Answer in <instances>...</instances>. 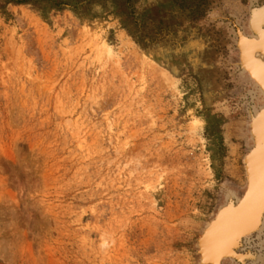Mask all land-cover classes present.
I'll list each match as a JSON object with an SVG mask.
<instances>
[{
  "label": "rangeland",
  "instance_id": "374dc122",
  "mask_svg": "<svg viewBox=\"0 0 264 264\" xmlns=\"http://www.w3.org/2000/svg\"><path fill=\"white\" fill-rule=\"evenodd\" d=\"M38 1L0 8V264H202L257 148L264 0ZM236 254L264 264V225Z\"/></svg>",
  "mask_w": 264,
  "mask_h": 264
},
{
  "label": "water",
  "instance_id": "95a60500",
  "mask_svg": "<svg viewBox=\"0 0 264 264\" xmlns=\"http://www.w3.org/2000/svg\"><path fill=\"white\" fill-rule=\"evenodd\" d=\"M257 44V43H256ZM255 43L251 45L250 49L243 48V60L246 63L245 53L247 56H249V52L251 50L263 52L264 48L256 46ZM249 58V57H248ZM247 65V70L251 74V76L256 80V82L264 89V76L259 77L257 76L252 70H250L249 65ZM262 113L264 114V110H262L259 113V116L255 119V123L253 126V134L255 137L256 142L260 141L262 138L260 136L259 131V124L261 122V116ZM262 150L256 151L249 156L247 159V178H248V186L247 190L243 196V198L240 200V202L236 205V207L230 212V213H220L216 219L213 221L211 226L207 228V230L204 232L203 236L201 237L199 241V256L202 264H221V262L225 258H236V249L239 247L241 241L245 239L247 236H251L255 234L257 231H259V228L261 227V219L264 215V190L262 191L260 183L262 180V177L260 176L259 169L256 168V160L261 155ZM256 207L259 209V218L257 220V223H255L252 227H247L243 229L240 233H235V236L232 238V234H230L229 237H226L225 240H223L222 236L220 235V231L224 223L226 221H230L231 219H239L241 216V213L244 210H249L251 207ZM231 213H233L231 215ZM231 215V217H229ZM229 219V220H228ZM220 230V231H219ZM235 241V245L232 246L230 250H225L221 248L214 247L213 241L220 242V246H223L225 244V241L229 240V243H232L233 240ZM209 252L214 253L213 255L209 254Z\"/></svg>",
  "mask_w": 264,
  "mask_h": 264
},
{
  "label": "bare ground",
  "instance_id": "6f19581e",
  "mask_svg": "<svg viewBox=\"0 0 264 264\" xmlns=\"http://www.w3.org/2000/svg\"><path fill=\"white\" fill-rule=\"evenodd\" d=\"M263 16L264 15H261V16H257L256 17V20H255V28L256 29H260V26L262 24V21H263ZM260 31V37H261V42H246V46L245 48L247 47V49H250L251 45H253V43L256 44V46L258 47H262L264 48V32H262L261 30H258ZM245 42V40H244ZM249 56H247V54L245 53V58H246V64L249 65V68L250 70H252L257 76L259 77H262L264 76V57L263 56H260L258 54H256L253 58L250 56V54H248ZM249 57V58H248ZM256 57V58H255ZM258 59V60H257ZM247 68V66H246ZM263 75V76H262ZM249 76V75H248ZM254 81V80H253ZM261 90H262V93L264 94V89L261 87ZM264 110V108H262L261 110L259 111H256V114L254 116V120H253V126H254V123H255V119L257 118V116H259V113ZM259 131H260V136L262 137L260 139V141H257V148H256V151H260L262 150V153L261 155H259V157L257 158L256 160V168L259 169L258 171L260 172V176L262 177V180H261V183H260V186H261V189L262 191L264 190V114L262 113V116H261V122L259 124ZM232 194V193H231ZM236 196V195H235ZM227 197V196H226ZM233 198V196H230L229 198ZM236 198V197H235ZM228 200V199H227ZM240 202V201H239ZM238 202V203H239ZM237 203V204H238ZM229 207V206H228ZM236 207V205H234V207L230 208L231 210L230 211H226L223 210L221 213H230L234 208ZM233 213H231L232 215ZM231 215L229 217H231ZM259 218V209H257L255 206L254 207H251L249 210H244L242 213H241V216L239 217V219L235 220V219H231L230 221H226L224 223V226L221 229L220 231V235L222 236L223 240H225L226 237H229L230 234L233 233L232 235V238L233 236H235V233H240L243 229L247 228V227H252L255 223H257V220ZM229 220V219H228ZM261 227L264 225V215H263V218L261 219ZM211 226V225H210ZM209 226V227H210ZM208 227V228H209ZM249 227V228H250ZM261 227L259 228V230H261ZM249 238V236L245 237V240ZM233 242L232 243H229V240L225 241V244L223 246H220V242H214L213 241V244L215 245L214 247L216 248H223L225 250H230L232 248V246H234L236 243L234 241V239H232ZM235 243V244H234ZM236 251V250H235ZM209 254L213 255L214 253H211L209 252ZM237 257V256H236ZM239 260H242L244 259V257L241 255V256H238ZM250 259V258H249ZM256 260V259H255ZM223 262V261H222ZM244 262V261H243ZM243 262H241L243 264Z\"/></svg>",
  "mask_w": 264,
  "mask_h": 264
},
{
  "label": "trees",
  "instance_id": "16d2710c",
  "mask_svg": "<svg viewBox=\"0 0 264 264\" xmlns=\"http://www.w3.org/2000/svg\"><path fill=\"white\" fill-rule=\"evenodd\" d=\"M8 5L15 6H31L36 10L41 11L40 6L42 2L38 0H0V8H5Z\"/></svg>",
  "mask_w": 264,
  "mask_h": 264
},
{
  "label": "flooded vegetation",
  "instance_id": "af4514ba",
  "mask_svg": "<svg viewBox=\"0 0 264 264\" xmlns=\"http://www.w3.org/2000/svg\"><path fill=\"white\" fill-rule=\"evenodd\" d=\"M254 30H255L256 34H258V35L260 34V33H259L260 31H258V30H261L262 32H264V29L262 30L261 26H260V29H259V28H258V29H256V28H255ZM256 54H258V55H260V56H263V57H264V55H263V54H261V53H254V55H256ZM257 60H258V59H257ZM263 62H264V61H263Z\"/></svg>",
  "mask_w": 264,
  "mask_h": 264
}]
</instances>
